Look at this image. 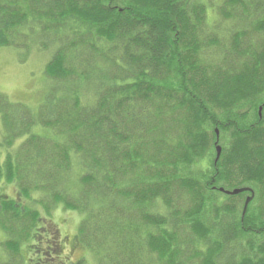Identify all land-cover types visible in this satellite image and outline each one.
I'll return each instance as SVG.
<instances>
[{
  "label": "trees",
  "instance_id": "1",
  "mask_svg": "<svg viewBox=\"0 0 264 264\" xmlns=\"http://www.w3.org/2000/svg\"><path fill=\"white\" fill-rule=\"evenodd\" d=\"M28 42L50 51L46 93L0 92V185L82 215L69 237L0 193L2 247L23 264H87L67 246L92 264H264V0H0V49Z\"/></svg>",
  "mask_w": 264,
  "mask_h": 264
},
{
  "label": "rangeland",
  "instance_id": "2",
  "mask_svg": "<svg viewBox=\"0 0 264 264\" xmlns=\"http://www.w3.org/2000/svg\"><path fill=\"white\" fill-rule=\"evenodd\" d=\"M207 13V22H209V20L213 18L214 14L210 12L209 8ZM221 22L223 21L216 20V26L219 25L220 27H222ZM229 23L231 29L232 26H234V21L231 20ZM43 47L45 48L47 46H41V48ZM49 57L50 51L48 49H40L38 46H35V44L29 42L26 43V46L22 48H1L0 92H3L10 100L20 101L22 103L24 102L29 107L35 108L46 93L47 84L45 78L43 77V66L48 61ZM41 83L43 84V87L45 86L44 90ZM36 100L38 101L36 102ZM34 131L40 133L43 131V128L36 127L34 128ZM45 131L48 134L49 131L47 129ZM4 153V149H0V154L2 156ZM73 169V171L75 172L77 168L74 167ZM40 189L32 191L30 193L31 198H25L20 193L19 186L16 187L14 184L6 183L0 185V193L3 194V196L6 198L15 200L18 207L22 209L23 207H29L32 210H38L39 215H41V220L39 221L40 224H45L46 221L52 222L56 225L62 235L75 237L77 235V227L80 224L82 214L76 210L64 209L63 207H61V205L51 207L49 209V214H46L45 207L46 205L50 204V198L46 194H42L41 196ZM220 198H222L223 200L224 196L221 195ZM90 205L98 206V201L92 199L90 201ZM5 240V233L0 229V264H23L21 263V260L22 262L24 261L21 258L20 252L19 255L12 256L11 252H8L5 247H2L3 245L1 243H3ZM105 249L108 252L112 251V245L110 244L109 240H106ZM236 249V246H234V250ZM26 251L27 246L23 247L22 245L21 254L27 260L28 251ZM62 259H65L67 262L85 259L87 264H92L94 260L93 256L90 255L89 252H86L80 248H76L75 246H67L66 249L62 252Z\"/></svg>",
  "mask_w": 264,
  "mask_h": 264
},
{
  "label": "water",
  "instance_id": "3",
  "mask_svg": "<svg viewBox=\"0 0 264 264\" xmlns=\"http://www.w3.org/2000/svg\"><path fill=\"white\" fill-rule=\"evenodd\" d=\"M264 105V104H263ZM262 109V107H259V110H258V113H260V110ZM215 150H216V159L218 158V156H219V153H220V146L219 145H216V147H215ZM220 190H222V188L220 189ZM239 190L238 189H234L233 191H232V193H237ZM247 202V201H246Z\"/></svg>",
  "mask_w": 264,
  "mask_h": 264
}]
</instances>
